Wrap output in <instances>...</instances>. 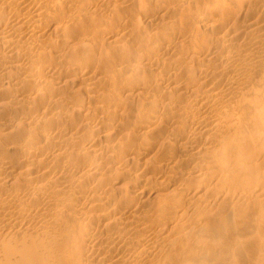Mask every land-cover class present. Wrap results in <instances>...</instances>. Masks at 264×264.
<instances>
[{"label": "bare ground", "instance_id": "obj_1", "mask_svg": "<svg viewBox=\"0 0 264 264\" xmlns=\"http://www.w3.org/2000/svg\"><path fill=\"white\" fill-rule=\"evenodd\" d=\"M0 264H264V0H0Z\"/></svg>", "mask_w": 264, "mask_h": 264}]
</instances>
